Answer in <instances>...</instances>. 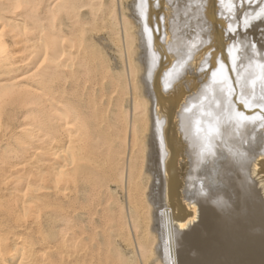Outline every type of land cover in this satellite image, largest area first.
I'll list each match as a JSON object with an SVG mask.
<instances>
[{"label": "bare ground", "instance_id": "1", "mask_svg": "<svg viewBox=\"0 0 264 264\" xmlns=\"http://www.w3.org/2000/svg\"><path fill=\"white\" fill-rule=\"evenodd\" d=\"M0 264H264V0H0Z\"/></svg>", "mask_w": 264, "mask_h": 264}, {"label": "rangeland", "instance_id": "2", "mask_svg": "<svg viewBox=\"0 0 264 264\" xmlns=\"http://www.w3.org/2000/svg\"><path fill=\"white\" fill-rule=\"evenodd\" d=\"M118 197L121 198V194L118 193Z\"/></svg>", "mask_w": 264, "mask_h": 264}]
</instances>
